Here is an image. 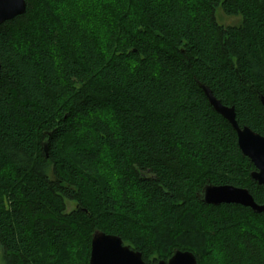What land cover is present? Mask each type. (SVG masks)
<instances>
[{
    "label": "trees",
    "instance_id": "obj_1",
    "mask_svg": "<svg viewBox=\"0 0 264 264\" xmlns=\"http://www.w3.org/2000/svg\"><path fill=\"white\" fill-rule=\"evenodd\" d=\"M25 2L0 25V263L89 264L101 231L147 264H264V213L198 198L228 184L264 204L198 86L264 136V0Z\"/></svg>",
    "mask_w": 264,
    "mask_h": 264
},
{
    "label": "water",
    "instance_id": "obj_2",
    "mask_svg": "<svg viewBox=\"0 0 264 264\" xmlns=\"http://www.w3.org/2000/svg\"><path fill=\"white\" fill-rule=\"evenodd\" d=\"M26 9L25 0H0V25ZM212 108L229 122L237 137V144L244 156L253 164L250 173L252 180L264 184V136L247 126L240 127L235 119L233 107L225 106L217 100L211 90L198 83ZM264 106V97L259 95ZM198 198L205 204H238L250 208L254 213H264V204L254 201L246 188L233 185H205ZM89 264H147L142 259L141 252L123 244L121 237L97 231L92 235L90 244ZM150 264H197L194 254L190 251L175 250L167 260H159Z\"/></svg>",
    "mask_w": 264,
    "mask_h": 264
},
{
    "label": "rangeland",
    "instance_id": "obj_3",
    "mask_svg": "<svg viewBox=\"0 0 264 264\" xmlns=\"http://www.w3.org/2000/svg\"><path fill=\"white\" fill-rule=\"evenodd\" d=\"M85 2H86V0H62L61 8L62 9H65V10H70L72 8L73 9L80 8L81 10H87L88 9V11H90V5H89V3H85ZM216 20H217V22L220 25L227 26V25L237 24L238 21H239V18L238 17H235V16L226 15L221 10H218L216 12ZM99 29H100L99 27L95 28L96 33L98 32ZM99 31L101 33L103 32L102 30H99ZM70 147H71L70 145H67L68 154H71L74 151V150L71 151V148ZM75 206H76L75 203H71L70 202L69 205H68V210L69 211L72 210L73 208H75ZM38 257H42V255L41 254L38 255ZM77 264H79V263H77Z\"/></svg>",
    "mask_w": 264,
    "mask_h": 264
}]
</instances>
